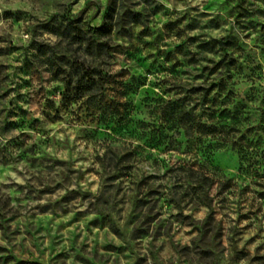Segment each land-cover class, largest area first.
Returning <instances> with one entry per match:
<instances>
[{"label": "clouds", "instance_id": "clouds-1", "mask_svg": "<svg viewBox=\"0 0 264 264\" xmlns=\"http://www.w3.org/2000/svg\"><path fill=\"white\" fill-rule=\"evenodd\" d=\"M262 27L264 0H0V264H264V146L240 139L264 100ZM226 43L232 67L206 82ZM213 81L209 103L191 91ZM177 100L198 125L244 101L249 123L169 129ZM114 113L143 133L116 134ZM158 118L163 149L143 138ZM214 140L252 167L213 166Z\"/></svg>", "mask_w": 264, "mask_h": 264}, {"label": "rangeland", "instance_id": "rangeland-1", "mask_svg": "<svg viewBox=\"0 0 264 264\" xmlns=\"http://www.w3.org/2000/svg\"><path fill=\"white\" fill-rule=\"evenodd\" d=\"M227 3L228 0H225ZM99 15V13H97ZM107 16V13L105 14ZM173 23V22H169ZM260 41L264 43V27L260 30ZM234 47V45L224 44L222 45V50L224 52V58L219 62V64L214 65L212 68L205 67L202 69L203 78H205L206 82L211 76L218 71V69L223 66L226 70L232 67L233 61L229 59L230 56V48ZM128 55L137 60L140 66L148 71H156L158 69L157 59L160 55L157 53L156 58H145L140 56L137 52H129ZM171 55V52L168 54ZM152 60L149 63V60ZM211 63V62H210ZM178 66H174L172 71L175 73ZM199 78V77H198ZM222 81H213L207 88H198L192 89V92H203V101L204 103H209V95L213 89L219 88ZM138 86V82L134 81L133 84L129 87V101L131 102L132 98L135 95L136 87ZM231 93H228L223 100L212 99L211 103L213 105L217 103H230L229 97ZM161 97H156L151 90L146 91L145 102L148 104H159L161 102ZM185 100H177L172 102L165 110V114L163 119L167 122L169 129L176 128L178 126L188 125L191 127H196L198 130L202 132H206L210 135L215 136L218 129L227 128L230 131H239L238 128L234 127L236 125L241 124V119L239 113H245L243 123H249V117L247 115L248 109L247 105L244 101L237 100L235 107L230 110L228 108H223L219 111H214L209 113V118L214 121L212 125H198L197 122L192 118L190 114L184 113L183 105ZM199 107V105H197ZM130 111V109H129ZM258 111V116L256 122L253 127L246 128L244 134L241 135L240 139L243 140L245 135L255 134L256 140L254 141L255 146L257 148H261L264 146V100L261 101L260 109L254 110ZM102 123H105L107 127L111 128L116 134L119 135H130V136H139L144 131V125L142 122H137L135 120H129L127 123L123 122V116L120 113H114L110 119L104 121L102 118ZM146 142L155 147H160L163 149L165 144L168 141V137L165 135V129L159 124V118L155 126L153 127L151 133L149 135H144L143 137ZM253 143L252 141L249 142ZM223 142L214 140L206 146V150L204 151V155L208 158L213 166L216 167H228L235 163L244 171L243 164L247 163L249 169L252 167L253 161L247 157V154L243 152L242 147L238 146L236 143L232 144V155L228 156L224 152ZM4 218L0 217V221H3ZM6 222V221H5ZM0 227H3V224H0ZM0 251H5L4 249H0ZM11 257H9L10 259ZM18 264H23L22 261H18Z\"/></svg>", "mask_w": 264, "mask_h": 264}]
</instances>
